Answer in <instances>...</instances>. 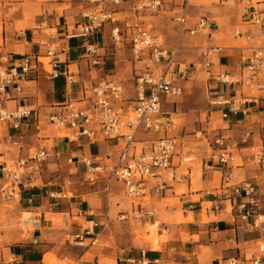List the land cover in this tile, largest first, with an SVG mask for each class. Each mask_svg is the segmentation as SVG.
Here are the masks:
<instances>
[{
  "label": "crops",
  "instance_id": "crops-1",
  "mask_svg": "<svg viewBox=\"0 0 264 264\" xmlns=\"http://www.w3.org/2000/svg\"><path fill=\"white\" fill-rule=\"evenodd\" d=\"M28 1L0 0V9L10 5L9 8H5L7 12L12 7L19 8L10 17L12 19L10 21L3 16L0 17V67L10 69L24 57H29L38 64L37 70L31 71L22 81L19 91L17 86L9 89L7 100L0 101V112L13 111L25 105L37 108L39 116L22 120L18 129H12L10 122L4 123L7 126L8 134L0 141V158H5L7 155L12 160L18 157H26L32 149H49L52 156L44 163L41 174L33 176L30 184L22 189L18 201L20 211L27 216L25 226L32 228L33 231L28 234L27 239L0 246V264H225L226 260L232 258L251 260L257 254L256 243L260 238L259 233L248 232L240 222L235 223L231 218V209L227 201H221L219 211L212 210L210 207L207 208L205 216L208 220H206L202 212V205L203 203L212 205L214 198L204 196L199 199V202H196L193 197L205 195L208 191L218 188L213 187L212 189L193 192L189 177L183 178L188 182V191L181 195L180 205L168 210L171 212L170 214H175L181 210L183 216L179 215L175 219L176 222L165 225L164 231L172 236L160 249L157 231L150 232L145 236L146 243L152 244V248L145 251V255H142V251L121 254L110 249H101L96 247L97 241L94 242L95 238L92 236L85 237L83 247L76 245L73 241L71 242L73 235L82 232L85 228L84 222L74 221V219L87 223L95 222V219L91 220L89 217L91 216L88 209L90 207L89 201L82 199L81 201L60 200L51 202L49 195L56 194L49 189H43L36 182L41 178L40 176L44 171H47L46 173L52 171V163H57L61 156L66 157L68 163H74L75 167H84L85 181H88L90 174L78 160L81 157L92 158L96 165L100 166V170L94 173L96 179L102 178L110 169L107 162H111L112 167L118 164L123 140L113 139L91 144L87 138H82L79 142L70 143L66 138L59 137L61 131L52 125L43 124L42 120L47 115L61 110L62 105L68 101L80 103L83 100L85 89L88 90L89 94L91 86L103 76L120 82L126 89L127 98L134 97V79L136 75L146 70L148 63L136 59L129 40L123 44H115L111 38L109 26L98 33L88 36L82 35L79 26L84 22L83 13L88 8L83 0ZM235 1L241 4L245 2V0ZM27 2L30 3L28 5V19L24 13V7H22ZM246 4L248 7L241 15V22H239L240 13L237 11L233 13L235 17L229 21V24L227 23L223 28L213 31L214 33L221 31L224 37L215 40L212 33L211 38H204L210 41V47L221 48L220 67L223 68V73L230 75L239 73L243 54H248L256 48H264V40L257 39L260 36L258 35L259 31L264 37V24L262 26L251 25L248 22L249 14L252 13L264 17V0L256 2L259 8L252 6L253 0H247ZM195 7L192 6L190 13L200 15L197 9L194 10ZM224 10L226 9L224 8ZM123 13H128L130 16L126 19L119 18V15ZM169 13L173 16L172 12ZM117 17L123 22L128 21L130 23L133 19L136 24L139 23L144 27L141 21L142 17L136 18L131 12L119 13ZM24 21L27 24L24 30H17L18 22L23 23ZM215 26L218 25L215 23ZM235 27L245 29L244 32H240V36H235V40L245 37L246 45L216 46L217 42L230 43L228 32L230 28ZM259 44L261 46H258ZM89 45L100 49L102 62L99 66H93L91 61L84 58L86 47ZM49 51H53L54 55L49 56ZM54 62L59 63L62 69L77 74L79 83L69 95L66 94L64 78L51 77ZM217 65L219 66V64ZM151 68L155 75L161 74V66L151 65ZM178 82L185 88V81ZM215 86L217 85L214 81L207 85L208 104L212 95L217 92ZM218 90L230 96L237 94L234 89L224 85H220ZM174 109L175 102L171 99L164 103V111L168 113L170 118L174 115ZM214 114H219L221 117L220 111L213 110L212 107L207 110L205 119L209 125L213 123ZM223 121L228 124L227 131L239 129L242 133L241 138L246 133H251L250 140L246 144L240 141L239 146H236L233 137L230 135L222 134L221 136L227 139L226 144L232 151L237 152V156L242 162L238 163L242 166L241 168H235L232 171V182L240 185H255L260 192L259 198L263 206L264 165H257L253 161L247 160V154L244 151H254L256 148L264 149V101H260L258 105H248L246 114L232 115L228 120ZM195 122L201 123V117L198 116ZM206 130L202 129L201 133L207 132ZM153 136L155 135L145 134L143 131L137 134L138 139H148ZM14 142H17L18 145H14ZM103 142L108 144L106 155L104 157L94 155L92 146H99ZM9 144L15 148V151H4V147ZM211 144L212 153L202 162L203 180L210 184L214 182L216 177L220 176L221 185L225 171L217 167L216 163L211 160L212 154L216 152L213 141ZM110 154H112L111 158H109ZM71 158L74 159L72 162H70ZM206 164H210L211 167H205ZM156 180L163 181L161 176ZM43 186L46 185L43 184ZM173 191L174 187H169L167 184L165 189L158 195L156 194L154 198L161 202L169 197V192H172L171 195L175 197ZM62 194L57 195L61 196ZM75 194H77L76 198L82 197V194L78 192ZM63 198H66V194ZM153 208L155 212V205ZM60 218L62 225H60ZM69 219L72 222L70 224ZM157 225L158 223H155L151 227H157ZM98 237H100V233H97V240Z\"/></svg>",
  "mask_w": 264,
  "mask_h": 264
},
{
  "label": "built area",
  "instance_id": "built-area-1",
  "mask_svg": "<svg viewBox=\"0 0 264 264\" xmlns=\"http://www.w3.org/2000/svg\"><path fill=\"white\" fill-rule=\"evenodd\" d=\"M87 9L83 13L84 22L79 26L84 36L102 31L110 27L111 38L115 44H123L129 40L132 51L139 61H147L146 70L136 75L134 79V97H126V89L120 82L103 76L88 94L85 89L80 103L66 102L61 110L47 115L43 124L52 125L59 131H66L64 136L70 143L87 138L91 144L101 141L122 139L119 162L114 165L112 176L122 184L126 196L133 200L131 213L134 219H146L154 216L153 197L163 191L166 181L152 183L153 179L162 177L163 172L173 167L181 138L175 134L176 125L168 113L164 111V103L170 99L181 97L185 88L178 81L189 78V72L184 64L177 61L181 47L178 44L167 47L162 38L142 27L139 23L121 21L117 15L131 12L136 18L145 14L160 15L163 11L173 13L172 20L178 26L180 36L201 35L211 38L215 24L207 17L194 18L190 14V0H83ZM251 25H263L264 17L257 13L249 14ZM237 31L235 36H240ZM54 55L49 51V56ZM85 59L93 66L101 64L102 54L96 46L86 47ZM205 73L216 83L217 92L212 95L209 105L220 111L221 118L228 120L232 115L246 114L248 105H258L264 101V48H256L241 57V68L238 74L215 73L216 62L220 65L221 48L206 47L202 50ZM151 65L161 66V74L155 75ZM37 62L29 57L22 58L10 69L0 67V101L7 100L9 89L17 86L21 89L22 81L31 71L37 70ZM169 75L171 77L169 78ZM177 76V77H176ZM52 78L63 77L66 94H71L79 83L76 73L62 69L59 63L52 64ZM220 85L230 87L236 95L230 96L221 92ZM38 117L37 108L20 106L13 111L0 112V123H11L12 129H18L20 122ZM41 122V120H40ZM155 135L148 139H138V132ZM248 132L242 138L246 144L250 140ZM227 139L217 136L213 141L216 152L211 160L225 172L218 189L208 191L212 196L211 209L219 211L221 201H227L233 221L240 222L248 232L260 235L256 243L257 254L251 260L228 259L225 264H264V205L260 201V192L253 184L240 185L232 182L235 168L238 165L237 154L226 144ZM14 145H18L14 142ZM51 150L41 149L31 152L26 157H18L10 162H0V195L9 202L20 200L22 189L26 188L33 176H39L44 163L51 158ZM112 154L109 155L111 158ZM74 159L71 158L70 162ZM247 160L257 165H264V149H255ZM78 162L88 170V181L94 183L100 166L92 158L81 157ZM205 167H211L206 164ZM52 194L51 197L55 198ZM65 197V194L61 195ZM138 203H134V202ZM125 214L123 218H128ZM80 233L74 234L72 241L83 247L85 237L97 239L94 221ZM96 242V240H94ZM145 255V251H142ZM135 262V261H131Z\"/></svg>",
  "mask_w": 264,
  "mask_h": 264
},
{
  "label": "rangeland",
  "instance_id": "rangeland-1",
  "mask_svg": "<svg viewBox=\"0 0 264 264\" xmlns=\"http://www.w3.org/2000/svg\"><path fill=\"white\" fill-rule=\"evenodd\" d=\"M30 1L32 0L28 2ZM257 1L259 0H253L252 6L259 8L256 5ZM28 2L22 5L27 19L29 13L28 5L30 4ZM246 2L247 0H245L243 4L235 0H229L227 2L223 0H190V9H192V6H196L194 10L197 9L200 15L194 13L190 14L196 19L206 16L212 23L218 25L215 26V29H220L227 23L229 24V21L235 17L233 13L237 11L240 13L239 22H241V15L248 7ZM198 3L203 6H199ZM6 7L9 8L10 5L8 4ZM6 7L0 9V17L3 16L10 21L12 20L10 17H12L19 8L12 7V9L7 12L5 10ZM224 8L226 10H224ZM129 16L130 14L123 13L119 15V18L126 19ZM171 17L172 14L165 10L161 12L160 15L145 14L142 16L141 21L146 29L160 36L164 44L168 47H172L175 44L180 45L181 50L177 61L180 64H184L183 68L185 67L189 72V78H186L184 82L185 90L183 95L179 98L171 99L175 102L174 115L171 116L176 125L174 133L181 138V147L178 150V156L175 158L173 167L162 174V180H165L169 187H174L173 192L176 196L173 197L171 195L172 192H169V197L161 202L157 201L154 196L152 201V204L155 205L154 216L141 220L134 219L131 213L132 208H134L133 200L126 196L122 184L116 181L112 176L110 171L113 168V164H111V162L106 161L107 164H109V172L104 174L105 172L103 171L104 176L102 178L96 179L94 183H90L85 181L84 167H75L74 163H68L67 158L62 156L58 159L57 163H52V171L48 173L44 171L40 176L41 178L36 182V184L42 186L43 189H49L56 194L55 198L49 195V201L51 202L60 200L81 201L82 199H87L90 203L88 209L90 211L89 215L91 216L89 217L91 220L95 219V223L99 225L95 234L97 235V233H100V237H98V240L94 237V240L97 241L96 247H100L104 250L110 249L121 254L147 251L152 248V244L146 243L145 236L155 231H157V241L159 242L158 245L160 249L172 236L167 231H164L165 225L174 222L179 215L183 216L181 210L177 211L175 214H170L171 212L168 211L169 209L172 210L179 206L181 195L188 191V182L187 180H183V178L185 177L187 179L189 177L191 179L193 192L204 191L212 189L213 187L219 188L220 176L216 177L214 182L210 184L203 180L202 162L212 153L210 144L217 136H221L222 134L233 137L236 146H239L240 141H242L241 131L239 129H231L230 131L233 130L232 132L227 131L228 124L224 123L219 114H214L212 125H209L205 119L207 110L211 108L208 104L207 85H209V82L212 80L208 78L204 66L202 65V50L211 46L210 41L204 39L205 37L201 35L180 36L178 33V26ZM131 21V23H135V20L132 19ZM25 22L26 21L23 23L18 22L17 30L23 31L24 27L27 26ZM237 31L244 32L245 29L241 27L230 28L228 38L231 42L227 44L217 42L216 46H245V37L235 40V33ZM258 33L260 36L257 37V39L264 40L262 32L259 31ZM213 34L215 40L224 37L221 31L217 33L213 32ZM258 46L261 45L259 44ZM213 70L216 74L220 72L223 73L224 71L220 65H216ZM170 77L171 75H169V78ZM198 116L201 117V123L195 122ZM202 129H207V132L201 133ZM221 129L222 131H220ZM7 134V126L4 123H0V141L7 137ZM67 134L66 131H62L60 133L62 137H59L63 139ZM107 146L108 144L104 142L99 146H92L93 154L104 157L108 148ZM4 151H15V148L9 144L4 147ZM34 151L36 150L32 149L31 152ZM234 152L237 154L236 151ZM244 153L247 154L246 157H249L252 155L253 150H246ZM11 160L12 159H10L8 155L5 158H0V162H9ZM238 163H242L239 157ZM251 164L250 166H252ZM158 182H160V180H152L154 184ZM43 184L46 186H43ZM77 192L82 194V197L76 198L75 196H77V194L75 193ZM60 193H63V195L66 194V198L57 195ZM204 196L208 197L209 195L195 196L193 200L199 202V199ZM134 203L138 202L136 201ZM209 207H211L210 203H203L202 205V212L206 220L208 219L205 216V211ZM24 214L25 213L20 211V203L18 201H6L0 195V246L29 237L28 234L31 233L33 229L25 226L27 216ZM125 214L129 215L128 218H123ZM61 220L60 218V225H62ZM74 221L84 222L85 228L90 225V223L79 219H74ZM70 223L72 222L69 219V224ZM155 223H158L157 227H151V225ZM26 229L28 230L26 231Z\"/></svg>",
  "mask_w": 264,
  "mask_h": 264
},
{
  "label": "bare ground",
  "instance_id": "bare-ground-1",
  "mask_svg": "<svg viewBox=\"0 0 264 264\" xmlns=\"http://www.w3.org/2000/svg\"><path fill=\"white\" fill-rule=\"evenodd\" d=\"M216 62V65L218 64V61H215Z\"/></svg>",
  "mask_w": 264,
  "mask_h": 264
}]
</instances>
